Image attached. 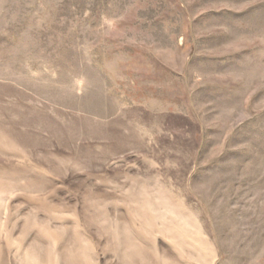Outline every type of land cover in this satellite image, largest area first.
Returning <instances> with one entry per match:
<instances>
[{"label": "rangeland", "instance_id": "374dc122", "mask_svg": "<svg viewBox=\"0 0 264 264\" xmlns=\"http://www.w3.org/2000/svg\"><path fill=\"white\" fill-rule=\"evenodd\" d=\"M0 264H264V0H0Z\"/></svg>", "mask_w": 264, "mask_h": 264}]
</instances>
